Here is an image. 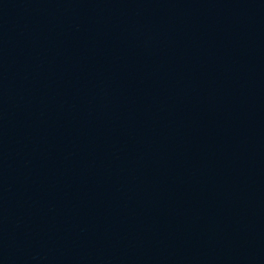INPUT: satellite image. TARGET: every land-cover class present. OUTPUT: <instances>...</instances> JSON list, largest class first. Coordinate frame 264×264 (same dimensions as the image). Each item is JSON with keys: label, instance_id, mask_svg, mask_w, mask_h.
I'll list each match as a JSON object with an SVG mask.
<instances>
[{"label": "water", "instance_id": "water-1", "mask_svg": "<svg viewBox=\"0 0 264 264\" xmlns=\"http://www.w3.org/2000/svg\"><path fill=\"white\" fill-rule=\"evenodd\" d=\"M0 264H264V0H0Z\"/></svg>", "mask_w": 264, "mask_h": 264}]
</instances>
